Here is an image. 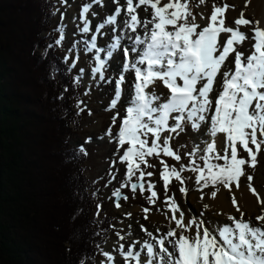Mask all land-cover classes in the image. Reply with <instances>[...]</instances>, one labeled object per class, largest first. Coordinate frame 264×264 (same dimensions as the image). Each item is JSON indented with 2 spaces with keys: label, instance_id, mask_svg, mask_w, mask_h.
I'll return each mask as SVG.
<instances>
[{
  "label": "snow or ice",
  "instance_id": "obj_1",
  "mask_svg": "<svg viewBox=\"0 0 264 264\" xmlns=\"http://www.w3.org/2000/svg\"><path fill=\"white\" fill-rule=\"evenodd\" d=\"M60 2L66 4L67 0ZM204 3L199 0V4ZM249 3L245 0L244 7ZM96 6L103 12L94 10ZM234 7L226 2L222 6L213 4L207 23L201 25L190 0H89L81 6L77 32L82 39L73 41L62 63L71 72L83 51L94 61L90 79L97 82L96 86L112 84L115 79L114 95L105 109L115 110V115L97 139L107 137L109 143L116 144L105 187L116 179L117 163L124 166L125 178L108 199L120 209V201L129 199L125 188L133 199L139 192L150 206L142 209L143 219L149 220L154 208L166 223L154 225V231L140 224L141 237L134 235L132 224L125 231L109 222L108 229L100 227L94 234L101 238L96 242V253L85 254L79 264H87L95 255L102 256L100 264H264V207L253 223L251 218L245 219L235 195L246 177L248 190L264 205L252 186L253 176L246 171L255 170L264 153V24L246 18L242 10L234 20L235 27L227 26L225 14ZM141 8L145 13L151 10L150 16H141ZM199 15L205 19L203 13ZM97 17L100 19L93 26ZM63 20L61 13L55 29L58 38L47 49L63 46L67 37ZM244 28L248 32L242 31ZM104 37L108 40L100 46L99 40ZM249 40L253 43L246 55L240 48ZM118 53L123 56L120 73L118 77L107 76L110 62ZM59 72L53 66L52 78ZM129 72L134 75L131 82L126 79ZM84 75L85 70L79 69L73 77L74 88L80 86ZM159 85L167 90L166 95L157 91ZM90 90L91 85L84 95ZM122 99L123 116L118 110ZM76 108L77 116L87 110L82 100H77ZM88 114H92L90 110ZM189 132L193 134L192 146L182 153L187 145L174 146L173 141ZM91 142L92 137L85 140V144ZM79 155H88L84 145L76 146L74 158ZM152 159L159 162L163 198L151 179L154 172L148 171L156 168ZM186 172L191 175L185 176ZM175 184L179 185L180 199L172 191ZM209 188L211 192L205 191ZM222 189L232 194L231 203L239 218L222 212L213 214L225 215L231 223L205 219L212 208L205 198L215 200ZM192 190L200 193L199 214L188 205ZM98 194V189L93 191V198ZM101 208L102 204L97 203L93 221L100 225L104 223ZM125 218L132 219V213H126ZM109 230L116 239L111 238Z\"/></svg>",
  "mask_w": 264,
  "mask_h": 264
},
{
  "label": "trees",
  "instance_id": "obj_2",
  "mask_svg": "<svg viewBox=\"0 0 264 264\" xmlns=\"http://www.w3.org/2000/svg\"><path fill=\"white\" fill-rule=\"evenodd\" d=\"M50 7L0 0V264H79L96 253L98 228H109V218H90L97 198L86 156L74 158L67 139L81 118L73 113L79 94L56 47L47 49Z\"/></svg>",
  "mask_w": 264,
  "mask_h": 264
},
{
  "label": "rangeland",
  "instance_id": "obj_3",
  "mask_svg": "<svg viewBox=\"0 0 264 264\" xmlns=\"http://www.w3.org/2000/svg\"><path fill=\"white\" fill-rule=\"evenodd\" d=\"M264 1V0H263ZM89 2V0H67L66 4H62L60 0H48L49 7L52 9L51 12H55V15L52 19V25L51 28L53 30V37L55 39L58 38V33L55 31L57 26L60 24V18H61V13L64 14V20L63 23L67 25V37L66 40L64 41V44L62 47L57 46L56 51L57 54L64 59V56L66 54L67 49L72 45L73 41H80L82 38L77 32V23H79V13L81 11V6ZM227 3L229 5H234V9L229 8V10L226 12V24L227 26L230 27H235L234 20L240 16L241 11L243 10L245 12L246 18L252 20L255 19L252 13L240 4H237L233 0H205L204 4H199V0H190V7L194 15H196L197 22L200 23L201 25H204L207 23V17H210L212 11H213V4L217 6H222L224 3ZM112 7H114L112 5ZM59 9V11H56ZM248 11V12H247ZM236 12L235 14H233ZM50 13L49 9L45 11L46 16ZM200 13H203L205 19L201 20L200 19ZM74 17L76 20L74 21ZM95 20V19H94ZM94 21V25H95ZM263 24V23H262ZM242 31L248 32L247 28L242 29ZM47 33H44L46 35ZM249 35L251 33L249 32ZM106 40L102 41V44L105 45ZM253 41L249 40L245 42L244 46L240 48V51L245 52V54H249V50L251 48V44ZM82 48V44L80 45ZM119 54V53H118ZM117 57V56H116ZM120 58V59H119ZM119 58L117 57V62L119 61L120 65L122 66L123 62V57L121 54H119ZM119 59V60H118ZM231 59V58H230ZM71 59L69 60V64H71ZM94 66V61L92 60L91 54H85L83 51L80 52V60L76 65V68L73 69L70 73L72 77L75 75L79 74V69L83 68L85 70V75L83 77V80L80 84L79 87H77V91L79 94V99L84 101V104L87 106V110H85L83 113L80 115V120L78 122V126L72 129L71 133L68 134L67 139L70 143V145L76 149V146L79 145H84L86 150H87V157L85 161V176L87 179V186H92L94 184V188L89 190V195L95 190H99V194L97 197V203L102 204L101 212H100V219L103 220L105 217L109 218V222L111 224L116 225L117 228H124L125 231H127V225L132 224L133 229L136 230V232L140 235H143L142 232H139V226L140 224H144L148 228H153L154 231V225H157L156 222H152L149 220H144L143 215H141L140 211H142L143 208L145 207H150L147 200L144 198V196H141L139 192L136 193L135 198H132V193L125 188L124 194H126L129 199L125 202L123 200L120 201L122 207L120 209H117L115 207V202L114 200L108 199V197L111 195V192L120 186V183L124 180L125 178V168L123 165L117 163V167L119 168V173L116 175V179L112 181L111 184H109L107 187L105 185L107 184L108 180L110 179L108 175V169L110 167L111 161L115 158L114 153L116 150V144L114 143H109L108 138L105 137L103 140L97 139L98 137H101L104 135L106 130L111 124V118L113 115H115V110L114 111H106L105 109L108 107L111 99L113 98L114 95V89H113V94L112 92L109 95H106V97L101 96V88L100 84L99 86H96L97 82L92 81L90 79V72L91 68ZM108 71L112 72L111 69H108ZM107 75V74H106ZM109 76V75H107ZM112 77H116L113 75ZM133 77V75H132ZM129 82H131V79L128 77L126 78ZM113 84H115V79H113ZM91 85V90L89 95H84L86 89L88 86ZM106 84L102 83V88L105 87ZM126 89L128 88V85H125ZM162 89V92L166 95L167 90L163 88L162 85H159L157 88V91L160 92ZM165 90V91H164ZM127 95V92H126ZM127 97V96H125ZM75 103V102H74ZM77 103V101H76ZM124 106L125 102H122L118 106V110L120 112V115H124ZM88 110L91 111V115L88 114ZM73 113H77V108L73 110ZM119 126V121H117V127ZM116 132V128L113 129V133ZM192 136L193 134L189 132L187 135L181 134V136L173 141V145H181L185 144L187 145L186 148L181 149V152L183 153L184 151H187L191 148L192 146ZM88 137H92V142L85 144V140ZM260 163L257 166L255 170L248 168L247 174L253 176L252 180V186L254 188H258L264 192V153L261 154L259 157ZM151 163L156 165V168H149L148 171L154 172L153 177L151 178L154 182L157 184V191L160 193L161 198H163V188H162V182L159 180V162L156 159H152L150 161ZM170 164L174 163L173 161L169 160L168 161ZM187 163V161H184ZM115 171V169H113ZM185 176L191 175L190 173H184ZM195 178L193 177V180ZM95 182V183H94ZM248 180L245 178H242L241 180V187L248 188ZM193 186L192 181H189V187L191 188ZM178 184H175L172 188V191L176 192L177 199H180V194L178 193ZM205 191L211 192L212 189H206ZM224 191L226 194V199L228 202H231L232 199V194L228 190H221V192ZM171 194V193H170ZM145 196L148 195V193L144 194ZM200 196V193L192 190L188 194V205L197 213L199 214L202 205L198 200V197ZM91 197V196H90ZM209 198H205V203H208L207 200ZM210 200V199H209ZM158 207L163 208L162 203H158ZM133 211H137V214H133ZM96 212H97V204L93 206V210L91 212L90 218L93 219V217H96ZM132 213V219H126L125 214L126 213ZM143 212V211H142ZM157 213L155 209L153 208L151 214ZM215 213L213 210L209 211L205 215V219L212 220L213 222H219L220 224L221 221L218 220L221 218L220 215L217 216L218 219H215ZM138 218H136V217ZM120 220H123V224L120 223ZM136 220H139V224L136 223ZM110 231L111 238L114 240L116 239L114 233ZM96 246L93 247V249ZM97 263L100 264L102 260V256L97 255L96 257Z\"/></svg>",
  "mask_w": 264,
  "mask_h": 264
},
{
  "label": "bare ground",
  "instance_id": "obj_4",
  "mask_svg": "<svg viewBox=\"0 0 264 264\" xmlns=\"http://www.w3.org/2000/svg\"><path fill=\"white\" fill-rule=\"evenodd\" d=\"M233 1L236 2L237 4H240V6H242V7H244V5H245V0H233ZM123 2H124V0H121V3H123ZM247 9L252 13V15L254 16L255 19L260 20L264 24V1L263 0H250V3L248 4ZM94 10L103 12V10L99 8V6H96V8ZM139 12H140L141 16H146V15L150 16V14H151V10H149L148 13H145L142 8L139 10ZM235 13L236 12H234L233 14H235ZM99 19H100V17H97L95 20H93V26H94V21H97ZM103 40L107 41L108 37H104L102 40H99L100 46H104L102 44ZM117 57L119 58V54H117ZM117 57H114L113 60L110 62L109 69H111L113 71V73L110 71L107 72V75H109L110 77H112L113 75L118 77V75L120 73V69L122 66L119 64L120 58L118 59L119 61L117 62ZM132 75H133V73L129 72L127 74L126 78L129 77L132 81V80H134V75H133V77H132ZM100 88H101V96L106 97V95H109L111 92L113 94L114 84L112 82V84H106L105 87L102 88V83H101ZM160 92H162V89L160 90ZM125 99H127V97H125ZM125 99H122L120 104L122 102H125ZM256 190H257V193L260 194L261 199H264V192L258 188ZM235 195L238 199V204L241 206V210L245 213V219L251 218L253 223H255V217L260 215L261 207H264V205H261L257 202L256 196H254L248 190V188L241 187V189L239 191L235 192ZM207 202H208V204L212 205L211 210H213L215 213H217V212L228 213V214H232V215L236 216L237 218H239V213L236 212V209L232 206V203L230 201L228 202V200L226 199V194L224 191L218 193L217 198L215 200H211V199L209 200L208 199ZM132 213L136 215L137 211H133ZM140 213H141V215H144L142 211H140ZM217 216L218 215L214 216L215 219H218ZM220 216H221V218H219L218 220H220L222 224L231 223L230 221L227 220L225 215H220ZM149 221L156 222L157 223L156 226H161V225L166 223V221L164 220V217L162 215H160L159 213H153V214L150 213ZM149 229L153 230V228H151V227ZM137 234L138 233L135 230L134 235H137ZM138 235L141 237L143 236L140 234H138Z\"/></svg>",
  "mask_w": 264,
  "mask_h": 264
}]
</instances>
